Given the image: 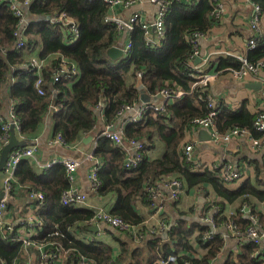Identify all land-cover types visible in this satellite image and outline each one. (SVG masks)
Returning <instances> with one entry per match:
<instances>
[{
	"label": "trees",
	"instance_id": "1",
	"mask_svg": "<svg viewBox=\"0 0 264 264\" xmlns=\"http://www.w3.org/2000/svg\"><path fill=\"white\" fill-rule=\"evenodd\" d=\"M170 2L171 10L164 19L163 38L154 47H148L141 26L136 24L128 34L130 54L120 62H112L106 55L117 43L119 32L104 22L109 6L103 0H32L27 10L29 15L47 18L62 13L73 21L78 36L76 39L67 28L50 21H35L28 23L22 36V48H16L18 38L14 34L18 19L0 2V111L4 101L8 108L12 107L22 143L17 149L30 146L47 116L53 123V139L60 138L64 146L75 147L83 135L96 130L99 119L106 127L113 126L124 108L133 106L141 98L140 86L144 90L143 96L150 98L157 97L163 89L180 88L191 94L168 103L163 111H149L145 123L125 124L123 141L145 142L139 152L141 160L135 168H126V152L98 133L92 155L102 166L97 174L95 194L113 200L107 211L110 215L143 230L145 217L135 210V206L152 207L154 201L148 189L159 190L160 184L175 180L187 189L205 191L210 186L218 198L207 208L217 209L213 216L217 232L208 242L202 238L209 226L195 222L189 227L183 223L171 231L168 244L155 237L147 239L141 248L133 249L129 241L118 240L119 252H115L104 243L79 236L93 224L95 213L87 208L60 204L62 193L70 187L62 165L37 174L34 164L22 160L13 174L9 196L15 197L19 189H24L27 194L39 192L43 195L35 214L42 227L30 241L47 245L48 255L66 250L67 256L60 264H160L170 255L175 257L172 264H210L223 246L222 236L218 234L222 226L231 223L235 227L234 233L242 236L251 228L259 234L264 233V213L255 209L257 203H264V160L248 161L251 174L239 187L228 188L217 168L197 170L196 164L184 157L182 142L186 131L193 127L194 119L208 115L207 100L210 97L207 88L191 89L194 79L190 76L188 60L193 47L188 38L194 34L208 35L214 25L211 14L215 2ZM252 2L259 5L261 20H264V0ZM38 48L37 58L43 62L40 88L44 95L37 92L36 71L25 69L30 63L26 56L34 54ZM247 60L252 64L264 60V38L257 40V46L248 52ZM62 66L74 68L68 78L60 76L53 82ZM239 66L235 58L226 56L219 58L216 72H231ZM138 73L140 78H137ZM99 108L101 111L96 114ZM217 109L214 124L219 134L225 135L238 128L249 131L254 138L262 135L254 128L257 114L244 107L237 112H230L220 105ZM2 120L5 124L10 122L9 118ZM4 135L0 123V138ZM155 141L162 143L164 153L151 159L148 152L154 148ZM33 203L39 204L38 201ZM226 205L234 206L230 217L224 215ZM245 209L249 210V216L245 215ZM4 229L0 226V264H29L31 254L24 251L21 242L12 240L17 236L16 228L12 233L7 231L6 239L2 237ZM194 239L201 244L202 254L194 250ZM257 250L256 245L247 243L236 259L230 257L224 264H264V254L257 255ZM31 251L37 253L34 264H44L37 257L39 252Z\"/></svg>",
	"mask_w": 264,
	"mask_h": 264
},
{
	"label": "crops",
	"instance_id": "2",
	"mask_svg": "<svg viewBox=\"0 0 264 264\" xmlns=\"http://www.w3.org/2000/svg\"><path fill=\"white\" fill-rule=\"evenodd\" d=\"M224 6V14L219 20L214 21L208 35L198 41L199 58L210 57L212 69H209L213 74L216 72V67L219 58L225 57L217 52H230L231 54L246 55L247 51V39L250 35L248 20L250 16V1L249 0H219ZM28 8L24 9L25 19L29 22H40L43 17H34L28 14ZM155 5H151L149 0H135L129 7L121 9H114V13L119 17H128L133 12H138L142 15L143 19L147 22H152L155 15ZM261 32L264 33V20L260 22ZM127 37L125 33L119 35L117 43L115 45H121L125 43ZM38 48L34 54L27 55L26 60L31 61L38 59ZM200 62V61H199ZM217 76L208 85L207 90L209 96L219 103L220 106L228 109L230 112H237L241 108H245L248 112L256 114L259 111L260 104V91L258 90L257 84L260 83V78L264 79V68L259 72V79L250 77L247 80H237L230 71L216 72ZM255 86V89L249 88L248 86ZM5 90V89H4ZM6 92V91H5ZM144 94V93H143ZM141 96V93H140ZM144 100L138 99V102L134 104L139 109L142 105L150 103L153 105H159L161 97H147ZM132 115V112H127L119 115L115 124H118L117 129L123 126L126 120ZM0 117L2 119L9 118V108L6 101H4L3 109L0 111ZM106 130V125L102 119H99L97 128L94 132L83 135L79 143L75 147H66L58 144H53V123L49 116L45 117L40 127L39 133L35 139L30 142V146L36 147V159L34 169L37 174H42L46 169L43 166L53 159L71 158L78 162L77 170L74 174V188L82 194L87 195V204L83 208L96 209L101 208L109 211V208L113 204V200H105L98 197L91 188L90 180L88 178L90 170L93 166L92 161H88L86 157L92 155L95 146V139L99 132ZM86 136H92V140L83 143V139ZM211 136L210 130L203 129L201 127H191L186 131L183 139V147L186 144L193 146L192 161L198 167L197 170H201L205 167L218 168L224 164L231 165L234 169L242 168V174L244 175V166L249 165L248 161L262 162L264 160V147H260L259 150L253 152L249 147V143L243 137H235L228 144H215L212 140H208ZM15 138L20 141L18 137V131L15 130ZM164 148L160 141H155L154 148L148 152V157L151 159L159 158L163 155ZM252 167L249 166V171L242 179L234 182L232 185H227L228 188H237L241 183L251 174ZM5 173H0V191L4 188ZM169 182V181H168ZM161 195L156 200V210L153 207L144 206L138 204L135 206V210L141 213L145 217L143 223L144 230L138 227L143 237L140 241L134 240L132 235L129 233L120 234L116 230L98 224L100 231L98 233L87 230L81 237L90 238L91 241H98L108 245L114 249L115 252H119L118 240L129 241L131 248H141L147 239L159 238L160 242L168 244L169 235L171 231L177 226L183 223L191 226L192 223L203 224L199 220V213L207 203L208 199L214 201L218 200L215 196L211 187H207L205 191L200 188L187 189L183 187L181 194L178 199H172L170 193L172 188H166L161 186L159 188ZM4 192V191H3ZM29 194L24 189H19L15 194V197L8 198L7 211L5 214V224L16 228V233L19 236L24 232L23 223L24 220L29 216H35L36 210L40 207L41 203L35 204L34 201L29 199ZM215 210L216 207H214ZM234 206H225L224 215L230 217L233 214ZM258 211L264 213V203H257L255 208ZM247 210V209H246ZM157 212V213H156ZM245 215L249 216V212H245ZM161 222L163 230H158ZM233 226L231 223H229ZM96 226L91 224L90 226ZM21 226V227H20ZM168 228V230H166ZM152 229H156L153 234H150ZM211 228L209 227L208 231ZM218 230V229H217ZM217 232V231H216ZM218 234H221L223 246L221 247L217 256L211 261L210 264H224L229 258L236 259V256L240 253L242 247L247 243H252L258 247L257 255L263 254L264 249L262 245L253 243L252 239L247 235L242 236L241 234H235L233 230L226 229L225 226L218 230ZM194 238L197 236V231L193 234ZM173 244V242H172ZM194 250L197 254L204 252L201 244L199 245L196 239L192 242ZM36 250L30 248L29 250ZM27 253L31 254L29 264H34L36 252L31 251ZM26 253V252H25ZM194 253V252H192ZM264 260V256L262 257Z\"/></svg>",
	"mask_w": 264,
	"mask_h": 264
},
{
	"label": "built area",
	"instance_id": "3",
	"mask_svg": "<svg viewBox=\"0 0 264 264\" xmlns=\"http://www.w3.org/2000/svg\"><path fill=\"white\" fill-rule=\"evenodd\" d=\"M32 0H0L2 4H5L7 8L13 12L14 16L18 19V24L15 31V36L18 38L16 43V48H22V36L26 31V28L28 26V21L25 19L24 15V9L28 8ZM135 0H103L104 3H106L109 6V13L105 17L104 22L107 24H110L114 27H116L117 31L119 32V35L122 33L126 34V41L125 43L121 44V49L123 52V59L128 57L131 50V44L128 39V34L133 30V27L136 24H139L141 26V29L143 30L144 39L146 42V45L150 48L154 47L156 44H158L159 40L163 38L164 35V19L168 12L171 10V2L170 0H149V3L151 5H155L156 11L152 22H147L145 19H143L142 15L138 12H133L128 17H119V15H116L114 13V9H121V7L127 8L131 4H133ZM190 2V4H194L192 0H187ZM250 2V16L248 20V26H249V37L247 39V51L253 50L257 46V40L262 37L264 38V33L261 32L260 29V22L262 18V12L258 4H255L252 2V0H249ZM215 2V8L212 15V18L215 20H219L221 16L224 14V6L222 3L219 2V0H214ZM41 21H50L51 23L58 24L63 29H68L71 34H73L74 37L78 36V32L75 28V25L73 21L66 17L64 14L60 13L53 17H47L43 18ZM154 28V29H153ZM206 35H199L194 34L193 36L188 38L189 43L192 45L193 50L188 60L189 68L192 71V74L190 76L194 79V82L192 83L191 89L194 90L196 87L200 88H207L208 85L215 79L217 76V73L214 74L209 71V69H212L213 66H211L210 63V57L207 56L205 58L200 59V62L198 64H195V60L199 58V49H198V41L202 38H205ZM75 39V40H76ZM72 43V42H71ZM116 46V45H115ZM118 46V45H117ZM221 55H224L225 57H233L235 58L239 63L240 66L238 69L231 70V74L237 79V80H247L250 77L258 78L259 79V72L262 68H264V60H261L255 64H252L248 62L246 55H240V54H231L230 52H217ZM43 66V62L39 61L38 59H33L30 61L28 66H25V69L27 71H36V76L38 77L36 81L37 85V92L40 95H44V91L40 88V71ZM74 68L72 66L71 68L62 66L61 72L58 73L54 78L53 82H56L60 76L68 78L69 74H71V69ZM72 74H75V71H72ZM137 78H140V73L137 74ZM260 104H259V111L256 113L257 118L254 123V128L257 132L261 133L262 135L259 138H254L249 131L245 129H231L228 133L225 135L219 134L217 131L215 124H214V117L218 113V106L219 103L217 100L209 97L208 98V115L204 118L200 119H194L192 121L193 127H201L203 129L210 130L211 132V140L215 144H228L233 138L235 137H243L247 140L249 143V148L255 152L259 150L260 147H264V79L260 78ZM191 94V92H184L180 88H176L175 90H168L163 89L160 91L158 96L161 97V103L159 105H153L150 103L142 105L139 109H136L135 106H127L124 108L123 112L121 114L132 112V115L126 120L125 124L129 123H145L146 118L145 115L149 111H163L164 107L168 103H172L175 99L181 98L184 95ZM12 107H9V119L10 122L5 124L2 121V118L0 117V123L3 125V130L5 131V135L0 138V150L3 147L4 144L7 143L8 140V132L10 126L13 124L15 126V130L18 131V126L14 120L13 114H12ZM121 126L119 129H116V131L111 132L109 131L110 128L113 126H107L106 130L102 132V135L110 139L115 145L121 147L126 152V160H125V167L128 169H132L136 167V164L140 162V154L139 152L143 149L145 142L144 141H129L125 142L122 140V131L125 126ZM53 144L63 145V142L60 138L53 139ZM64 146V145H63ZM184 150V157L187 161H191L192 159V151L193 146L191 144H186L183 148ZM36 147L35 146H28L23 149H14L8 158V161L4 168V173L6 178H4V188L3 191L5 193L3 199L0 200V226L1 228H5L3 232L2 237L6 239L8 237L7 231H10L12 233L13 227L8 226L5 224V214L7 211V204H8V198H9V191L11 189L10 183L13 181V174L17 170L19 163L22 160H29L32 164H35L36 159ZM88 161H92L93 166L89 173V180L91 184L92 190L96 191V188L98 187V180H97V174L99 170L101 169V162L97 161L93 155H88L86 157ZM62 165L65 168V173L67 176V179L70 183V187L68 190L62 193L60 198V204L63 206H71V207H80L83 208L87 204V195L80 193L77 191L76 188H74V174L78 167V162L71 159V158H61V159H53L50 162L46 163L43 168L44 169H50L54 166ZM220 174V177L222 181L226 185H232L234 182L242 179L243 176L247 174L249 171V165L244 166V175L242 174V168L234 169L229 164H224L221 167L217 168ZM165 186L166 188H172V191L170 193V196L172 199H178L179 194H181L183 190V185L175 180H170L167 183L160 184L159 187ZM152 196V200L154 201L152 204V207L154 210H156V198L161 195L160 190H152L148 189ZM29 199L31 201H38L42 204L43 201V195L39 192H31L29 194ZM214 201L211 199H208L206 201V205L202 207V210L199 213V220L204 224L211 228L210 231H207L203 235V241L208 242L213 238V235L216 232V227L214 225L213 216L216 214L217 210L214 209L213 206H211L209 209V205L212 204ZM92 211L95 213V217L93 220V224H96V226H99L98 224H103L111 229H115L118 231L121 235L129 233L134 237V240L140 241L143 237V234L140 233L138 227L128 225L124 223L120 218L110 215L107 210L96 208L92 209ZM246 212H249L247 210ZM157 213V212H156ZM95 226V225H94ZM23 229L24 232H22V235L19 236L17 233V236H15L12 240L13 241H19L23 244L24 251H28L30 248H34L39 252V255L37 256L40 261L44 262V264L48 263H55L60 264L63 260H65L67 256L66 250H58L55 254H46L45 249L48 248L47 245L31 242L30 238L32 236H35L38 234V232L41 230L42 224L41 222L36 218V216H29L24 220L23 223ZM226 229L235 230L234 226H231L230 224H227L225 226ZM158 230H163L161 227V222ZM168 230V228L166 229ZM156 229H152L150 231V234H153ZM249 236L253 243L257 245H262L264 249V233L259 234L255 229H249L246 233V236ZM264 254V252H263ZM175 262V257L170 255L165 260L160 261V264H172Z\"/></svg>",
	"mask_w": 264,
	"mask_h": 264
},
{
	"label": "water",
	"instance_id": "4",
	"mask_svg": "<svg viewBox=\"0 0 264 264\" xmlns=\"http://www.w3.org/2000/svg\"><path fill=\"white\" fill-rule=\"evenodd\" d=\"M154 29V28H153ZM121 45H116L113 46L111 48H109L106 52L107 57L112 61V62H120L123 59V52L121 49ZM200 61V58H197L195 60V64H198ZM249 88H253L255 89V86L249 85ZM258 90H260L261 88V84H257ZM140 93H141V98L140 100H144V102L149 99V98H145L143 96L144 90L143 88L140 86L139 87ZM157 98H160V96H157ZM100 108L98 110L95 111L96 114L100 113ZM118 124H115L112 128L109 129V131L114 132L117 129ZM90 141L92 140V136H86V138H84L82 141L83 143H85L86 141ZM208 140H211V136ZM22 146V143L19 142L16 138H15V126L12 124L9 128V132H8V140L7 143L3 145V147L0 150V173L4 172V168L5 165L8 161L9 155L10 153L16 149ZM5 193L3 191H0V200L3 199ZM245 211H247L245 209ZM89 231L94 232V233H98L100 231L99 226H91L88 228ZM115 230V229H112Z\"/></svg>",
	"mask_w": 264,
	"mask_h": 264
},
{
	"label": "rangeland",
	"instance_id": "5",
	"mask_svg": "<svg viewBox=\"0 0 264 264\" xmlns=\"http://www.w3.org/2000/svg\"><path fill=\"white\" fill-rule=\"evenodd\" d=\"M145 98H147L146 96H145ZM188 131V130H187ZM161 143V142H160ZM162 144V143H161ZM98 242V241H97Z\"/></svg>",
	"mask_w": 264,
	"mask_h": 264
},
{
	"label": "clouds",
	"instance_id": "6",
	"mask_svg": "<svg viewBox=\"0 0 264 264\" xmlns=\"http://www.w3.org/2000/svg\"><path fill=\"white\" fill-rule=\"evenodd\" d=\"M114 126V125H113ZM47 170V169H46ZM248 210V209H247ZM246 212V211H245ZM91 227V226H90Z\"/></svg>",
	"mask_w": 264,
	"mask_h": 264
}]
</instances>
